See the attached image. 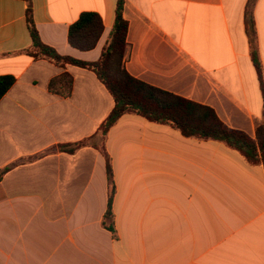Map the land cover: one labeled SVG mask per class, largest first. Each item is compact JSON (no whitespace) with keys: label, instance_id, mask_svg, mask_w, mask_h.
Returning a JSON list of instances; mask_svg holds the SVG:
<instances>
[{"label":"crops","instance_id":"obj_1","mask_svg":"<svg viewBox=\"0 0 264 264\" xmlns=\"http://www.w3.org/2000/svg\"><path fill=\"white\" fill-rule=\"evenodd\" d=\"M249 0H126L124 66L135 78L213 108L255 138L264 101L245 26ZM44 44L97 62L118 0H31ZM28 4L0 0V77L16 82L0 100V264H264V165L217 141L187 138L135 114L111 129L106 149L116 193L105 227L106 159L86 146L115 101L91 70L36 60ZM104 24L98 45L69 44L82 14ZM264 70V0L254 11ZM68 73L70 97L49 89ZM33 158L32 160H29Z\"/></svg>","mask_w":264,"mask_h":264},{"label":"trees","instance_id":"obj_2","mask_svg":"<svg viewBox=\"0 0 264 264\" xmlns=\"http://www.w3.org/2000/svg\"><path fill=\"white\" fill-rule=\"evenodd\" d=\"M22 1L28 4L27 21L33 40L31 48L26 53L36 60H49L58 66L70 64L93 71L114 98L115 106L112 112L94 136L74 144L61 145L57 149L73 154L82 147L92 146L105 157L109 203L103 224L110 231L116 232L112 210L116 186L112 159L106 149V140L111 129L127 114H135L151 122L171 126L187 138L224 143L229 148L241 153L249 164L264 165V121L257 128L255 138H252L243 131L228 127L213 108L149 85L133 77L127 71L124 66L129 31V23L124 16L126 0H118L114 28L102 56L97 62H85L63 56L54 48L44 44L35 25L31 0ZM257 2L258 0L248 1L245 11V26L251 46V58L258 73L264 101V70L258 48L254 17ZM103 32L102 18L96 13H84L70 27L69 44L83 52L91 51L97 47ZM15 82L16 79L13 76L0 77V100ZM49 89L62 97H70L73 91V77L65 73L53 79L49 84ZM15 164L0 171V181Z\"/></svg>","mask_w":264,"mask_h":264}]
</instances>
